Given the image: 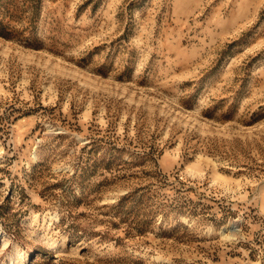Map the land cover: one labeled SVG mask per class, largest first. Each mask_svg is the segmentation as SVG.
<instances>
[{"label":"rangeland","instance_id":"obj_1","mask_svg":"<svg viewBox=\"0 0 264 264\" xmlns=\"http://www.w3.org/2000/svg\"><path fill=\"white\" fill-rule=\"evenodd\" d=\"M0 264H264V0H0Z\"/></svg>","mask_w":264,"mask_h":264},{"label":"bare ground","instance_id":"obj_2","mask_svg":"<svg viewBox=\"0 0 264 264\" xmlns=\"http://www.w3.org/2000/svg\"><path fill=\"white\" fill-rule=\"evenodd\" d=\"M58 216H56V218H57Z\"/></svg>","mask_w":264,"mask_h":264}]
</instances>
